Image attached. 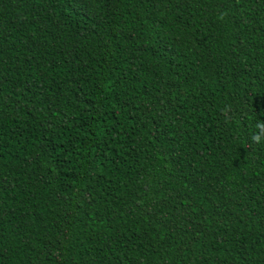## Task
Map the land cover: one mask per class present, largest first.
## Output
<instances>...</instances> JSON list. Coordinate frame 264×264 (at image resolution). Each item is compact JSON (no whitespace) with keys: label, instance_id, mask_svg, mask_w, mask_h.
<instances>
[{"label":"trees","instance_id":"obj_1","mask_svg":"<svg viewBox=\"0 0 264 264\" xmlns=\"http://www.w3.org/2000/svg\"><path fill=\"white\" fill-rule=\"evenodd\" d=\"M259 121L264 0H0V264H264Z\"/></svg>","mask_w":264,"mask_h":264},{"label":"clouds","instance_id":"obj_2","mask_svg":"<svg viewBox=\"0 0 264 264\" xmlns=\"http://www.w3.org/2000/svg\"><path fill=\"white\" fill-rule=\"evenodd\" d=\"M222 111L224 112L226 119H230V117H228V112L230 111V106H227L225 109H222ZM256 127L259 129H264V121H259L257 123ZM252 139L255 143L259 144V143H261L262 137L260 134H256V135H253Z\"/></svg>","mask_w":264,"mask_h":264}]
</instances>
